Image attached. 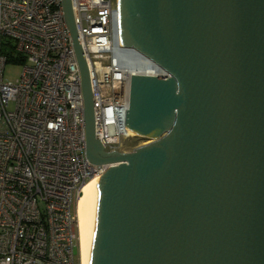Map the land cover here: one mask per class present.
I'll return each mask as SVG.
<instances>
[{
  "label": "water",
  "instance_id": "water-1",
  "mask_svg": "<svg viewBox=\"0 0 264 264\" xmlns=\"http://www.w3.org/2000/svg\"><path fill=\"white\" fill-rule=\"evenodd\" d=\"M92 185L90 264H264V0H119L120 35L166 76L131 74L125 127L152 141L105 151L70 0Z\"/></svg>",
  "mask_w": 264,
  "mask_h": 264
},
{
  "label": "built area",
  "instance_id": "built-area-1",
  "mask_svg": "<svg viewBox=\"0 0 264 264\" xmlns=\"http://www.w3.org/2000/svg\"><path fill=\"white\" fill-rule=\"evenodd\" d=\"M62 1L0 0V264H75V246L80 264L76 200L108 167L86 157L81 73ZM70 2L94 136L105 151H129L131 74L167 72L123 45L119 0ZM9 58L23 63L13 82L3 80Z\"/></svg>",
  "mask_w": 264,
  "mask_h": 264
},
{
  "label": "bare ground",
  "instance_id": "bare-ground-1",
  "mask_svg": "<svg viewBox=\"0 0 264 264\" xmlns=\"http://www.w3.org/2000/svg\"><path fill=\"white\" fill-rule=\"evenodd\" d=\"M132 132L135 135H140L135 131ZM150 141L152 140L148 142ZM95 181L99 184L100 176L93 175L86 181L82 185L76 200L80 264H90V212L92 208V185Z\"/></svg>",
  "mask_w": 264,
  "mask_h": 264
},
{
  "label": "rangeland",
  "instance_id": "rangeland-1",
  "mask_svg": "<svg viewBox=\"0 0 264 264\" xmlns=\"http://www.w3.org/2000/svg\"><path fill=\"white\" fill-rule=\"evenodd\" d=\"M12 51L11 47L3 45V52L6 55H9ZM23 63H17L15 61H12L10 58L5 63L4 69H3V80L5 82L9 81H15L17 78H19L21 71H22ZM150 139L138 136L136 138L131 139L130 141V150L138 145H142L144 143H147ZM132 147V148H131ZM74 255H75V264L78 263V250L77 246L74 247Z\"/></svg>",
  "mask_w": 264,
  "mask_h": 264
},
{
  "label": "clouds",
  "instance_id": "clouds-1",
  "mask_svg": "<svg viewBox=\"0 0 264 264\" xmlns=\"http://www.w3.org/2000/svg\"><path fill=\"white\" fill-rule=\"evenodd\" d=\"M137 136V135H136ZM130 151V150H129Z\"/></svg>",
  "mask_w": 264,
  "mask_h": 264
}]
</instances>
